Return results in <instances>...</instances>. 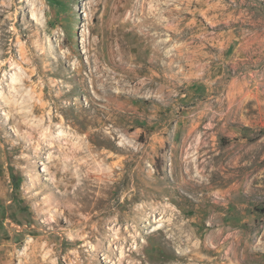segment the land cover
Wrapping results in <instances>:
<instances>
[{
  "label": "rangeland",
  "instance_id": "374dc122",
  "mask_svg": "<svg viewBox=\"0 0 264 264\" xmlns=\"http://www.w3.org/2000/svg\"><path fill=\"white\" fill-rule=\"evenodd\" d=\"M0 264H264V0H0Z\"/></svg>",
  "mask_w": 264,
  "mask_h": 264
},
{
  "label": "bare ground",
  "instance_id": "6f19581e",
  "mask_svg": "<svg viewBox=\"0 0 264 264\" xmlns=\"http://www.w3.org/2000/svg\"><path fill=\"white\" fill-rule=\"evenodd\" d=\"M103 89H104V88H103ZM40 94H41L40 97H42L43 94H42V93H40ZM38 97H39V96H38ZM182 177H183V175H182ZM185 177H186V176H185ZM187 179H188V178H187ZM190 180H192V179H190ZM191 182H192V181H191ZM181 183H182V182H181ZM187 183H188V181H185V184H184V183L182 184V185L184 186V188H185V186H186V187L189 186V183H188V184H187ZM188 188H190V187H188ZM192 188H193V187H192ZM188 202L191 203L192 201L189 200ZM101 204H102V203L97 202V203L95 204V207H96V208H102L103 205H101ZM134 215H135V217H134ZM134 215H133V218H135V221L140 220V219H139V213H138V212L135 213ZM99 221H100V220H99ZM104 221H105V220L102 219V220L99 222V223L101 224L100 226H102V224H104ZM105 223H106V222H105Z\"/></svg>",
  "mask_w": 264,
  "mask_h": 264
}]
</instances>
